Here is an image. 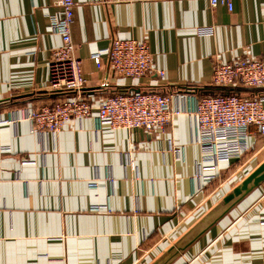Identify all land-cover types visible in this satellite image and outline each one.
Returning <instances> with one entry per match:
<instances>
[{
    "label": "crops",
    "instance_id": "obj_1",
    "mask_svg": "<svg viewBox=\"0 0 264 264\" xmlns=\"http://www.w3.org/2000/svg\"><path fill=\"white\" fill-rule=\"evenodd\" d=\"M73 41L97 104L131 90L171 96L180 113L164 130L114 129L93 115L37 131L33 108L73 94L48 88L56 0H0V264H152L264 160L251 150L205 170L194 111L218 90L217 62L264 60V0H75ZM212 26L211 34L200 27ZM147 40L154 70L115 75L112 38ZM164 71L161 77L158 71ZM244 95L262 89L237 87ZM214 176L207 179L206 176ZM170 264H264V182Z\"/></svg>",
    "mask_w": 264,
    "mask_h": 264
},
{
    "label": "built area",
    "instance_id": "obj_2",
    "mask_svg": "<svg viewBox=\"0 0 264 264\" xmlns=\"http://www.w3.org/2000/svg\"><path fill=\"white\" fill-rule=\"evenodd\" d=\"M212 8L225 5L233 9L232 0H209ZM60 15L50 18L51 28L62 38L53 49L49 62L48 88L52 92L72 93V96L42 104L30 112V120L37 131L56 133L71 119L89 117L97 108L100 125L111 128L139 129L148 133L164 130L180 111L171 108V96L156 91L127 90L105 97L98 105L82 93L87 81L78 45L73 41L75 0H56ZM203 34H211L212 26L200 27ZM107 55L110 69L115 75L139 78L153 71L149 42L145 39L113 37L107 49L91 54L98 67L102 54ZM161 77L164 71H158ZM212 84L218 90L197 102L194 115L198 126V140L202 149V169L241 158L250 148L249 136L253 129L264 135V94H238L237 87L264 88V60L252 56L214 65ZM214 176L209 175V180Z\"/></svg>",
    "mask_w": 264,
    "mask_h": 264
},
{
    "label": "water",
    "instance_id": "obj_3",
    "mask_svg": "<svg viewBox=\"0 0 264 264\" xmlns=\"http://www.w3.org/2000/svg\"><path fill=\"white\" fill-rule=\"evenodd\" d=\"M124 92V91H123ZM264 182V160L236 185L220 203L212 209L200 222L181 240L172 245L162 256L152 264H170L176 256L201 236L209 227L241 202L255 188Z\"/></svg>",
    "mask_w": 264,
    "mask_h": 264
},
{
    "label": "rangeland",
    "instance_id": "obj_4",
    "mask_svg": "<svg viewBox=\"0 0 264 264\" xmlns=\"http://www.w3.org/2000/svg\"><path fill=\"white\" fill-rule=\"evenodd\" d=\"M250 150H251V148H250L247 152H249ZM247 152H246V153H247ZM246 153H245V154H246ZM245 154H244V155H245ZM243 157H244V156H243Z\"/></svg>",
    "mask_w": 264,
    "mask_h": 264
}]
</instances>
